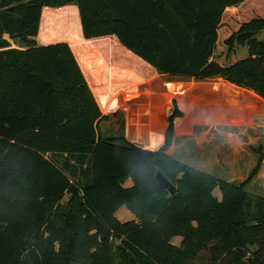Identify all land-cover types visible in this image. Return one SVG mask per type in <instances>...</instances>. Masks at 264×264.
Here are the masks:
<instances>
[{"label":"trees","instance_id":"obj_1","mask_svg":"<svg viewBox=\"0 0 264 264\" xmlns=\"http://www.w3.org/2000/svg\"><path fill=\"white\" fill-rule=\"evenodd\" d=\"M69 2L84 39L114 35L161 75L220 79L264 100V0H3L0 186L25 192L0 194V264H113L115 253L124 264H264V208L246 190L261 146L235 185L162 150L100 141L101 113L68 45L14 48L37 36L43 7ZM121 207L135 219L118 220Z\"/></svg>","mask_w":264,"mask_h":264},{"label":"rangeland","instance_id":"obj_2","mask_svg":"<svg viewBox=\"0 0 264 264\" xmlns=\"http://www.w3.org/2000/svg\"><path fill=\"white\" fill-rule=\"evenodd\" d=\"M3 9H6V6H4L3 0H0V10ZM233 10H236V8ZM256 38L259 41H263L264 30H261L256 35ZM82 39L84 38L81 32L77 4L69 2L60 6L43 7L37 36L23 41L16 40L14 48L30 50L34 47H46L60 43L68 45L77 67L84 77L85 83L101 113V117L96 123L98 140H116L122 146L132 144L140 149L151 152L162 150L165 154L171 155V157L213 175H218L215 169L217 163L222 166V162H224L228 166L226 172L230 176H228L229 178L224 177L228 183L240 185L248 179L258 162L259 155L255 151L259 147L249 151L247 142L241 139L235 140L236 133L234 131L220 133L213 129L198 130L197 133L180 136L177 138L176 143H174L176 132L174 130V123L185 116L186 107L190 101L191 88L193 83H195L194 80L172 75L161 76L152 67L127 51L114 35H106L93 38L96 39L95 45L102 44V48L106 50H116L113 52L112 57H115L116 60L126 59V65L122 68H127L130 71L122 72L121 75L124 73V77L121 80L113 81L114 75L109 78L110 75L103 76L101 74L102 69H100L99 74L93 73L90 67H87V70L93 77L90 78V75H87L89 73L86 70V59L83 58L82 54H79L82 60L81 64L85 68L84 71L90 79L91 88L74 54V46L82 42ZM107 40L109 41L108 46ZM113 44L130 53V57L133 56L135 58H123V52L117 47H113ZM158 77L160 79L159 83L170 85L172 96L160 98L158 102H155L154 99L160 97H155L156 89L154 82ZM220 81V79L211 80L212 83H220ZM185 87H187V92H184ZM245 122L243 131L249 128L248 122L246 120ZM161 123L163 127H161ZM170 124L171 127L173 126V130ZM169 127L170 143L169 138L166 140V132ZM202 150L209 154V158L204 163L202 161V155L204 154ZM263 151L261 150L260 153L262 160L264 157ZM219 176L224 175L219 174ZM180 190L182 193H191L190 195H192V192H188L184 187L180 186ZM21 192H25V190L14 192L0 186V194L5 196H14ZM212 196H220L218 187L212 191ZM249 197L252 203L258 202L260 207L264 208V188L250 189ZM66 199L67 197L64 200ZM118 220L123 221L124 219ZM178 238H173L172 242L174 243V239ZM124 258L123 253H115L113 264H124Z\"/></svg>","mask_w":264,"mask_h":264},{"label":"crops","instance_id":"obj_3","mask_svg":"<svg viewBox=\"0 0 264 264\" xmlns=\"http://www.w3.org/2000/svg\"><path fill=\"white\" fill-rule=\"evenodd\" d=\"M82 40V42L74 46V54L91 88L92 86L88 76L90 75V78L93 77L87 70V67H90L93 73L99 74L100 69H102L101 74L103 76L108 74L110 75L109 78L114 75L115 77L112 78L113 81L121 80L124 77V73L122 75L121 73L124 71H130L127 68H122L126 65V59L116 60L115 57H112L113 52L116 50H106L105 48H102V44L95 45L96 39L87 41L84 39ZM108 45L109 41L107 40V46ZM113 47H117L123 52V58L130 57V53H127L117 45L113 44ZM79 54H82L83 58L86 59L87 64H85L87 65L86 70L89 73L87 74L88 76L84 71L85 68L83 64H81L82 60L80 59ZM133 58L135 57H130V59ZM159 80L158 77L154 82L156 89L155 97L160 96L158 99H154L155 102H158L160 98L163 99L172 96L170 85L159 83ZM100 90H102V88H100ZM186 90L187 87H185L184 92H187ZM245 120L248 122L249 128L243 131L246 123ZM161 127H163L162 123ZM207 129H213L220 133H230V131H234L236 133L235 140L241 139L242 141L247 142L249 151L260 146L262 147V150H264V100L250 91L237 88L223 81H220V83H212L210 81L209 83H201V85H199V83H193L190 92V101L186 107L185 116L181 117L174 123V130L176 131L174 143H176L177 138L180 136L197 133L198 130ZM202 151L205 154L202 155V161L204 163V161H207L209 158V154L204 150ZM169 156L171 157V155ZM171 158L180 161L177 158ZM184 164L201 171L191 164ZM215 169L217 170L218 175H213L205 171L201 172L220 178V180H224V182L228 183L224 178L229 176V173L226 172L228 166L224 162H222V166L217 163ZM219 174L224 176L220 177ZM130 185L131 182L128 180L125 183V186L128 187ZM255 188H264V157L259 172L251 182L246 185L248 194L250 193V189ZM220 197L221 196H214L215 200H220ZM115 216L117 219H124L123 221L135 219L125 207L119 208L116 211ZM180 240V238L174 239V244L178 247L180 246Z\"/></svg>","mask_w":264,"mask_h":264},{"label":"water","instance_id":"obj_4","mask_svg":"<svg viewBox=\"0 0 264 264\" xmlns=\"http://www.w3.org/2000/svg\"><path fill=\"white\" fill-rule=\"evenodd\" d=\"M154 181L156 186L168 193L169 196H174L176 193L175 186L156 168V172L154 175Z\"/></svg>","mask_w":264,"mask_h":264}]
</instances>
